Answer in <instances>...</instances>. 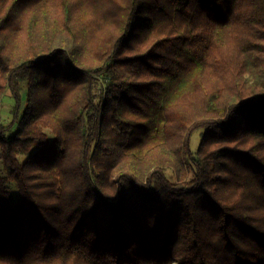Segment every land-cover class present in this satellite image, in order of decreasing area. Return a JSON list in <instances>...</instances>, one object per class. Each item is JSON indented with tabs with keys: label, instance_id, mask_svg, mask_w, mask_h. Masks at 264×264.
Wrapping results in <instances>:
<instances>
[{
	"label": "trees",
	"instance_id": "trees-1",
	"mask_svg": "<svg viewBox=\"0 0 264 264\" xmlns=\"http://www.w3.org/2000/svg\"><path fill=\"white\" fill-rule=\"evenodd\" d=\"M7 91L0 264H264V0H0Z\"/></svg>",
	"mask_w": 264,
	"mask_h": 264
},
{
	"label": "rangeland",
	"instance_id": "rangeland-1",
	"mask_svg": "<svg viewBox=\"0 0 264 264\" xmlns=\"http://www.w3.org/2000/svg\"><path fill=\"white\" fill-rule=\"evenodd\" d=\"M22 91H25V87H26V83L25 82H22ZM102 84H103V81H98L94 87V93L96 95V97H98L100 95V89L102 88ZM23 102H25V96H23ZM98 99V98H97ZM12 104H13V101H12V98L9 94V92L7 91L4 96L2 97V100H1V109H0V115H1V123L4 124V125H8L11 120H12V117L10 115V111L12 109ZM24 105V104H23ZM47 133L50 134V131L47 130ZM51 135V134H50ZM199 142V136L198 134H195L192 138V143H191V146L193 147V149H195V147L197 146ZM25 155H20L19 156V160L22 162L24 160V157ZM13 194H14V199L15 196H16V192L15 190H13Z\"/></svg>",
	"mask_w": 264,
	"mask_h": 264
}]
</instances>
